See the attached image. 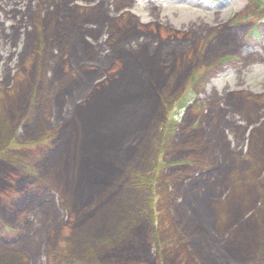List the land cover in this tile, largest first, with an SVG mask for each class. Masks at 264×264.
<instances>
[{
	"label": "rangeland",
	"instance_id": "obj_1",
	"mask_svg": "<svg viewBox=\"0 0 264 264\" xmlns=\"http://www.w3.org/2000/svg\"><path fill=\"white\" fill-rule=\"evenodd\" d=\"M253 227L264 0H0V264H264Z\"/></svg>",
	"mask_w": 264,
	"mask_h": 264
},
{
	"label": "trees",
	"instance_id": "obj_2",
	"mask_svg": "<svg viewBox=\"0 0 264 264\" xmlns=\"http://www.w3.org/2000/svg\"><path fill=\"white\" fill-rule=\"evenodd\" d=\"M35 19L37 20V18H35ZM52 20L48 19V17L46 19L47 25L49 27L53 26V24L55 23V21H52ZM39 25L40 24L38 23V25L33 26V29L38 28ZM51 32H52L51 30L48 31V34H47L48 38H49ZM253 33L257 34V30L253 31ZM167 36H169V35H167ZM30 46L31 45H29L27 43L25 50H29ZM162 60H163L162 56H156V57H151V56H147V55L146 56H140V55H135V54L132 55V53H131V55H127V57L125 58L126 67L132 73L130 74L131 76H130L128 85H126V86L129 89L133 90L134 92H137L138 94H140L142 96L152 95L153 94L152 91L158 85H160L159 84V81L161 79L160 69L164 63V61H162ZM126 86H124V88H126ZM30 172H31V170H29V173ZM184 216H183V220H184L183 222H185L187 224L189 229H194L195 226L193 224V221H191L190 219H188L187 217H184ZM60 262L61 263H59V264H73L70 257H68L64 261L61 260Z\"/></svg>",
	"mask_w": 264,
	"mask_h": 264
},
{
	"label": "bare ground",
	"instance_id": "obj_3",
	"mask_svg": "<svg viewBox=\"0 0 264 264\" xmlns=\"http://www.w3.org/2000/svg\"><path fill=\"white\" fill-rule=\"evenodd\" d=\"M250 196V195H249ZM108 207H110V206H108ZM96 223L94 222V224L93 225H95ZM254 229H256L255 227H253V228H249L248 229V231H246V233H245V237H247V238H249V239H254V238H258V239H264V232H262V233H257V232H255V230ZM257 230V229H256ZM95 233V232H94ZM96 233H98L97 231H96ZM92 238H97L98 239V237L96 236V235H94ZM99 238L100 239H102L101 238V236H99Z\"/></svg>",
	"mask_w": 264,
	"mask_h": 264
}]
</instances>
